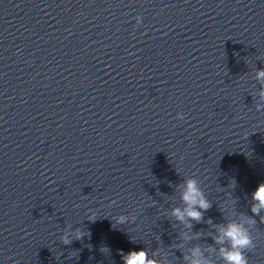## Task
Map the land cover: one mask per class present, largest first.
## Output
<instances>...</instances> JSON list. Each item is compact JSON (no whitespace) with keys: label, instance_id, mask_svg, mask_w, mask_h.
Segmentation results:
<instances>
[{"label":"water","instance_id":"obj_1","mask_svg":"<svg viewBox=\"0 0 264 264\" xmlns=\"http://www.w3.org/2000/svg\"><path fill=\"white\" fill-rule=\"evenodd\" d=\"M260 70L264 0H0V264H217L264 219Z\"/></svg>","mask_w":264,"mask_h":264},{"label":"clouds","instance_id":"obj_2","mask_svg":"<svg viewBox=\"0 0 264 264\" xmlns=\"http://www.w3.org/2000/svg\"><path fill=\"white\" fill-rule=\"evenodd\" d=\"M258 78L264 79V70L257 73ZM185 191L182 194V199L188 205L183 211L174 209L173 214L179 219L183 220L187 215L191 219L199 220L202 213L196 210V206L201 209H207L210 205L203 198V195L197 187L195 179H189L185 182ZM253 199L258 201V205H254L252 211L258 213L259 208L264 207V183L260 184L253 193ZM223 235L231 242L230 249H222V255L227 264H248V258L245 255V250L252 245L250 237L241 225L232 223L223 230ZM80 238L79 235L77 237ZM64 244H69L70 241L65 237ZM198 251V250H197ZM195 254V253H194ZM147 253L143 250L129 252L124 256V264H148L146 259ZM193 264H199V261H193Z\"/></svg>","mask_w":264,"mask_h":264}]
</instances>
